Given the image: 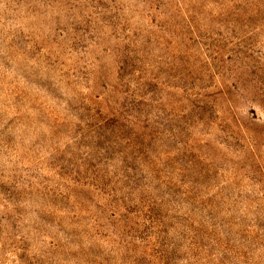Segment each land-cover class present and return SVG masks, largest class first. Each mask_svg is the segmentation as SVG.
Masks as SVG:
<instances>
[{
  "label": "rangeland",
  "instance_id": "obj_1",
  "mask_svg": "<svg viewBox=\"0 0 264 264\" xmlns=\"http://www.w3.org/2000/svg\"><path fill=\"white\" fill-rule=\"evenodd\" d=\"M0 264H264V0H0Z\"/></svg>",
  "mask_w": 264,
  "mask_h": 264
}]
</instances>
